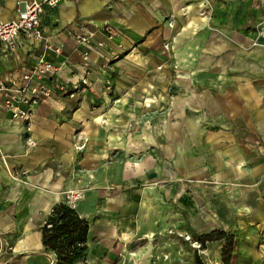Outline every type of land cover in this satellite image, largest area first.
<instances>
[{
    "label": "crops",
    "instance_id": "0c3cea01",
    "mask_svg": "<svg viewBox=\"0 0 264 264\" xmlns=\"http://www.w3.org/2000/svg\"><path fill=\"white\" fill-rule=\"evenodd\" d=\"M16 1L0 0L1 19L16 17ZM218 1L226 8L221 11L224 17L225 13L232 14L225 4L249 1L252 14L245 13V4L235 13L238 19L250 17L253 26L242 30L226 27L227 32L222 30L224 35L220 37H213L212 31L204 28L198 48L193 40L188 44L205 51V67L207 61L219 54L224 58L217 64L226 73L229 60L235 62L237 80L232 81L237 84L236 93L217 95L216 104L209 100L202 104L210 113L220 115L217 123H202L200 116H191L187 124L170 126L167 136L160 126L154 129L152 125L135 122L138 109L144 113L148 110L143 107L145 94L139 90L148 89L150 77L161 79L155 69L164 65L160 50L166 18H172L176 24L173 35L180 43L182 32L187 29L191 33L194 29L196 8L202 2L63 0L46 9L42 30L51 43L63 47L59 58L51 54L63 63L57 77L70 86L86 77L90 85L73 96L57 91L34 105L29 129L26 124L11 120L0 102V232L4 235L0 240V264H54L55 255L44 252L41 226L52 208L66 201L65 194L70 190L81 191L76 209L90 222L86 255L75 264H147L142 250H130L127 243L161 232L169 218L172 224L174 220L179 223L181 211L189 216L194 229L216 225L213 211L196 207L191 195L176 183L180 170L166 166L168 158L164 156H174L172 144L178 148L172 160H181L184 140L206 147L210 156H221L230 165L252 163L250 174L237 168L226 173L237 179H252L258 185L256 190L262 192L264 0ZM104 24L110 25V32L101 29ZM88 29L96 30L94 40L78 44L76 36ZM252 41L257 45H251ZM229 46L234 48L230 55ZM42 51L41 44L24 34L13 51L0 43V82L19 83L23 72ZM245 69H251L253 75L246 76ZM111 78L113 90L108 91L107 81ZM133 97L137 100H133L135 113L126 105ZM189 102L178 98V112L186 111L192 100ZM28 137L34 145H28ZM165 138L171 142L169 145L163 143ZM14 170L24 174L18 181L12 176ZM255 202L264 206L263 197L257 195ZM218 203L217 221L223 224L225 204L222 199Z\"/></svg>",
    "mask_w": 264,
    "mask_h": 264
},
{
    "label": "rangeland",
    "instance_id": "374dc122",
    "mask_svg": "<svg viewBox=\"0 0 264 264\" xmlns=\"http://www.w3.org/2000/svg\"><path fill=\"white\" fill-rule=\"evenodd\" d=\"M196 2L197 4L202 2V4L197 5L196 8L197 20L194 21L196 22L194 23L195 26L192 23L194 29H192V32L190 31L191 33L187 29V31L184 30L180 43H176V38L174 39L176 36L173 35L172 29L176 24L173 19L166 18L165 20L167 28L164 35V44L160 50L164 65L155 69L161 79L156 80L150 77L149 84L146 85L148 89L142 88V90H139V93L145 94L142 96L144 101V106H142L148 108V110L145 113L139 109L137 110L136 104H134L137 101L134 99L135 97L129 98L131 101H126L129 109H133L134 113L136 110L138 112L134 116L135 122L140 121L152 125L154 129L160 126L162 129L164 128L165 136L169 133L168 128H171L170 126L187 124L192 119L191 116H200L199 121L202 123H217L220 115L210 113L202 104L206 100L216 104L217 95L235 94L237 89L236 82L232 81L237 80L234 61L229 60L230 67L227 73L224 71L225 68L222 69L218 65L220 60L224 58L223 54L214 55L215 57L207 61L209 64L205 67L204 55H202L205 51L196 50L194 47H190L188 43L193 40L197 43L198 48L200 40L203 39L200 32L204 28L211 30L213 37H220L224 35L221 31H224L226 27L242 30L251 28L254 24L250 17L246 16L245 19H238L235 13L238 7L242 8V5L245 4V9L248 10L245 13L252 14L249 1L242 4L233 1L225 4L232 12L229 15L225 13V17L221 11L224 12L226 8L218 0H196ZM181 23H184L183 18ZM228 39L229 42L232 41L231 38ZM251 45L254 46L255 41H252ZM233 49L229 46V49H227L228 55ZM147 52L151 56V52ZM232 63H234L233 66H231ZM245 71L248 72L245 73L246 76L249 73L253 75L251 69H245ZM228 76L229 82H226ZM110 81L112 91V78ZM130 94L138 93L130 92ZM178 98L182 102H191L192 100L186 111L181 113L178 112ZM151 133L153 132L150 131ZM173 133L178 132L174 131ZM166 138L163 143L169 145L171 142H168ZM184 143L180 147L182 156L179 162L178 158L172 160L173 157H176L178 148L173 144L170 145L171 151L174 149V152H172L174 156H164V158H168L165 162L166 166L171 170L174 167L175 170H180V176L176 183H179L184 192L191 195L196 207L202 210L210 208L213 211L216 225L194 229L189 216L181 211L179 223L174 220V224H172V218H169L167 219L168 225L161 232H157L151 237L134 239L127 243L128 248L130 250H142L143 256H146L143 261L147 259V264H264V206L261 205L262 203L257 204L255 202L257 195L264 198V188L259 193L256 190L258 185L254 184L252 179H237L226 173V170L230 171L237 168L238 170L245 169V174H250L253 170V164L247 163L240 167L230 165L223 162L221 156H210L209 151H206V147L193 146L185 140ZM194 156H197V158L193 160ZM11 173L16 175L20 171L14 170ZM19 175L18 178L13 176L15 180L18 181L24 176V174ZM254 194L256 195L254 196ZM65 197L66 201L64 202L69 205L75 203L74 208H76L78 201L82 198V193L81 191L70 190L65 194ZM221 199L224 201L223 206L225 204V207L222 208L225 210L223 217L226 219L223 224L217 221V212H219L220 207L218 201H221ZM257 208L260 210H256ZM176 211L178 210L176 209ZM215 230L214 237L218 239L209 240L205 243L199 240L204 233ZM221 230L226 234L224 239L219 238L223 235L220 233ZM3 239L4 235L0 232V240ZM3 245V248L7 247L5 242H3Z\"/></svg>",
    "mask_w": 264,
    "mask_h": 264
},
{
    "label": "built area",
    "instance_id": "2783aa9c",
    "mask_svg": "<svg viewBox=\"0 0 264 264\" xmlns=\"http://www.w3.org/2000/svg\"><path fill=\"white\" fill-rule=\"evenodd\" d=\"M63 0H17V15L10 20L0 18V43L10 50H15L19 37L24 34L29 39L43 46L33 63L23 72L19 83L6 84L0 82V102L10 114L13 121L29 125L33 114V106L46 101L53 93L75 95L78 90L86 89L90 82L85 77L70 86L61 81L57 74L63 63H58L52 56L59 58L63 54L61 44H53L42 30V16L48 7H56ZM102 30L110 32L109 24H104ZM96 30L88 29L84 34H78L76 41L80 45L90 44L95 37ZM257 45V42H255ZM88 51L85 52L87 58ZM106 89L111 91V81H107ZM28 145H34V140L27 139ZM20 177L18 173L12 175ZM70 206L75 207V203ZM2 248H0L1 251ZM3 264H10L5 261Z\"/></svg>",
    "mask_w": 264,
    "mask_h": 264
},
{
    "label": "trees",
    "instance_id": "16d2710c",
    "mask_svg": "<svg viewBox=\"0 0 264 264\" xmlns=\"http://www.w3.org/2000/svg\"><path fill=\"white\" fill-rule=\"evenodd\" d=\"M90 222L66 202L56 204L44 220L41 231L46 253L55 255V264H75L85 257L88 249ZM222 231V230H221ZM215 231L204 233L203 243L215 238ZM219 238H226L225 232ZM11 263V262H9Z\"/></svg>",
    "mask_w": 264,
    "mask_h": 264
},
{
    "label": "water",
    "instance_id": "95a60500",
    "mask_svg": "<svg viewBox=\"0 0 264 264\" xmlns=\"http://www.w3.org/2000/svg\"><path fill=\"white\" fill-rule=\"evenodd\" d=\"M151 176H155V174H152ZM55 260H56V259L54 258V264H55Z\"/></svg>",
    "mask_w": 264,
    "mask_h": 264
}]
</instances>
